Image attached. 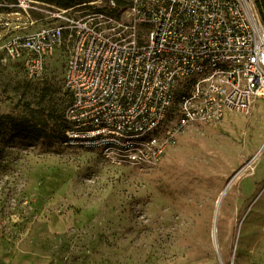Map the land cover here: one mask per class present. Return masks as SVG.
Masks as SVG:
<instances>
[{"label": "rangeland", "instance_id": "1", "mask_svg": "<svg viewBox=\"0 0 264 264\" xmlns=\"http://www.w3.org/2000/svg\"><path fill=\"white\" fill-rule=\"evenodd\" d=\"M30 1L0 0V264H264V98L192 126L156 166H112L67 142L68 48L36 82L6 57L63 8Z\"/></svg>", "mask_w": 264, "mask_h": 264}, {"label": "built area", "instance_id": "2", "mask_svg": "<svg viewBox=\"0 0 264 264\" xmlns=\"http://www.w3.org/2000/svg\"><path fill=\"white\" fill-rule=\"evenodd\" d=\"M251 2L88 0L53 7L3 50L36 82L67 47L68 142L142 170L192 126L250 115L264 98V24ZM31 4L17 7L29 15Z\"/></svg>", "mask_w": 264, "mask_h": 264}, {"label": "trees", "instance_id": "3", "mask_svg": "<svg viewBox=\"0 0 264 264\" xmlns=\"http://www.w3.org/2000/svg\"><path fill=\"white\" fill-rule=\"evenodd\" d=\"M86 2H88V0H78V1L70 0L66 4H62V1L59 0L58 4L61 5V6L63 5L62 6L63 8H68V7H72V6H75V5H78V4H83V3H86ZM257 9H258L260 15L264 18V0L257 1ZM69 128H70V124L66 120V117H64V130H65V133L67 132V130ZM23 131H27V130H23ZM66 139H68L67 136H66Z\"/></svg>", "mask_w": 264, "mask_h": 264}, {"label": "bare ground", "instance_id": "4", "mask_svg": "<svg viewBox=\"0 0 264 264\" xmlns=\"http://www.w3.org/2000/svg\"><path fill=\"white\" fill-rule=\"evenodd\" d=\"M225 196V192L224 194L222 195V198L220 199L219 203H218V207H217V210H216V214L217 216L219 215V212H220V209H221V205H222V201H223V198ZM213 238H214V241L215 242H218V233H216L215 231L213 232ZM217 244V243H216Z\"/></svg>", "mask_w": 264, "mask_h": 264}, {"label": "water", "instance_id": "5", "mask_svg": "<svg viewBox=\"0 0 264 264\" xmlns=\"http://www.w3.org/2000/svg\"><path fill=\"white\" fill-rule=\"evenodd\" d=\"M216 218H217V214H216V217H215V220H216ZM215 232L217 233V231L215 230ZM217 242H215V244H216ZM216 248H217V244H216ZM217 253H218V248H217ZM219 254V253H218Z\"/></svg>", "mask_w": 264, "mask_h": 264}]
</instances>
